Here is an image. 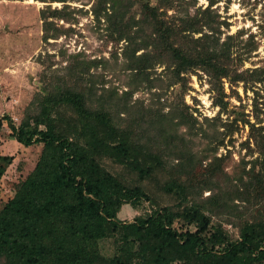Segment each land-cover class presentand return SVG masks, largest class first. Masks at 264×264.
Returning <instances> with one entry per match:
<instances>
[{
    "label": "trees",
    "instance_id": "obj_1",
    "mask_svg": "<svg viewBox=\"0 0 264 264\" xmlns=\"http://www.w3.org/2000/svg\"><path fill=\"white\" fill-rule=\"evenodd\" d=\"M196 3L96 0L93 15L104 19L117 42L126 43L122 54L137 82L146 76L151 86L148 70L164 65L171 75L167 88L181 84L185 89V76L200 71L215 92L213 104L225 109L223 80L231 88L264 84V69L239 71L237 65L248 60L242 56L249 58L255 47L241 39L242 32L221 41L213 2L191 14ZM134 8L137 14L130 13ZM62 16L60 10H43L42 27L47 32L52 25L48 18ZM99 64L79 54L68 56L62 67L42 73L44 91L35 93L17 127L9 117L0 118V128L7 120L19 145L41 146L34 169L0 210V264H264V126L245 121L261 160L250 161L248 170L233 177L217 162L209 166V178L197 183L188 169L191 151L183 149V139L173 130L188 127L187 113L178 107L164 115L145 107L133 110L127 99L134 90L124 92V98L115 88L101 87L97 94L91 68ZM59 108L70 114L61 115ZM254 112L257 120L264 117V100L255 103ZM140 124L147 125L144 134ZM228 130L233 133L231 125ZM169 157L178 160L181 173L171 176L163 190L179 202L120 221L125 203L137 207L143 200L154 202L141 186L119 181L100 160L123 165L144 181L165 169ZM11 162L0 155V181ZM203 190L211 192L206 199H201ZM212 218L221 223L237 218L238 238L232 240L222 224L211 225ZM106 243L114 247L110 256Z\"/></svg>",
    "mask_w": 264,
    "mask_h": 264
},
{
    "label": "rangeland",
    "instance_id": "obj_2",
    "mask_svg": "<svg viewBox=\"0 0 264 264\" xmlns=\"http://www.w3.org/2000/svg\"><path fill=\"white\" fill-rule=\"evenodd\" d=\"M42 1L45 2L0 0V118L9 117L17 127L35 93L44 91L42 73L62 67L68 56L79 54L85 61L101 62L97 68H91L97 94L103 89L109 91L115 88L119 98H124V92L134 90L132 97L127 99L133 110L134 107L137 110L145 107L148 110H158L164 115L170 113L171 108L178 107L179 111L187 113L189 128L181 126L173 130L183 139V149L191 151V159H188L191 167L188 169L197 183L209 178V166H214L217 162L227 176L233 177L244 168L248 170L250 161L256 158L261 160L254 141L250 139V127L245 121L260 123L256 125L259 127L264 126L262 114L257 120L254 112L255 103L259 104L264 100V84L247 82L231 88L223 80L226 108L221 109L213 104L215 92L211 91L209 78L200 71L185 76L186 90L181 84L167 88L171 75L164 65H156L148 70L151 86L146 76L137 82L134 73L126 67L127 60L122 54L126 43L116 41V35L110 33L104 19H95L93 5L96 0H66L64 3ZM210 1L213 2L211 14L221 23V41L227 36H236L242 32L241 39L248 41L256 49L249 58L247 55L242 56L248 60L237 65V69H264V0H197L190 10L191 14L198 8H206ZM149 2L152 6L157 4V0ZM43 10H60L63 15L62 18H48L52 25L47 32L42 27L43 20L40 17ZM130 13L137 14L138 10L134 8ZM171 13L169 11L168 15ZM101 87L103 89L100 90ZM258 107L262 109L261 106ZM59 110L61 115L70 114L68 108ZM135 112L132 111L131 114L134 115ZM164 122L171 129L169 119ZM140 125L139 133L144 134L147 125ZM230 125L233 127L232 134L227 133ZM10 135L8 121L3 120L0 128V155L11 157L12 162L0 181V210L13 198L17 187L32 172L41 151V146L25 148L19 145ZM221 140L223 144L218 145ZM169 160L165 169L159 168L144 181L123 165L107 158L100 160L104 169L119 181L128 186H141L154 202L152 205L143 200L137 207L125 203L118 213L120 221L131 222L135 217L148 215L159 208L173 207L179 202L175 196L163 190V184L171 176L176 177L181 173L177 170L178 160ZM258 171L259 167H256L255 172ZM185 179L186 176L181 174L179 180ZM210 194V191L203 190L201 199L208 198ZM262 217L264 220V214ZM218 224H222V229L232 240L238 238L237 218H231L227 223L212 218L211 225ZM180 225L177 222L175 226L181 230ZM189 229L194 230V227ZM105 246V253L110 256L114 247L110 243Z\"/></svg>",
    "mask_w": 264,
    "mask_h": 264
}]
</instances>
